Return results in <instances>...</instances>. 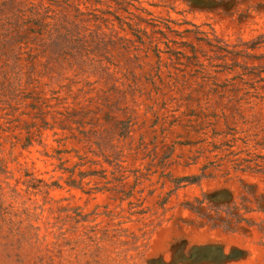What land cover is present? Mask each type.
Wrapping results in <instances>:
<instances>
[{
	"label": "rangeland",
	"instance_id": "374dc122",
	"mask_svg": "<svg viewBox=\"0 0 264 264\" xmlns=\"http://www.w3.org/2000/svg\"><path fill=\"white\" fill-rule=\"evenodd\" d=\"M0 264H264V0H0Z\"/></svg>",
	"mask_w": 264,
	"mask_h": 264
},
{
	"label": "trees",
	"instance_id": "16d2710c",
	"mask_svg": "<svg viewBox=\"0 0 264 264\" xmlns=\"http://www.w3.org/2000/svg\"><path fill=\"white\" fill-rule=\"evenodd\" d=\"M226 230H232V229H228V227H226Z\"/></svg>",
	"mask_w": 264,
	"mask_h": 264
}]
</instances>
